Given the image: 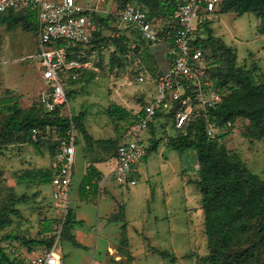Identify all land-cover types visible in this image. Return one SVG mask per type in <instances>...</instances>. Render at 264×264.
Returning <instances> with one entry per match:
<instances>
[{"label": "rangeland", "instance_id": "374dc122", "mask_svg": "<svg viewBox=\"0 0 264 264\" xmlns=\"http://www.w3.org/2000/svg\"><path fill=\"white\" fill-rule=\"evenodd\" d=\"M81 1L95 8L99 43L88 54L87 69L67 88L73 99L66 104L64 114L85 113L82 127L75 122L77 144L68 208L61 206L51 183L40 184L24 176L26 170L54 167L56 157L51 145L36 149L17 137L8 145L2 140L0 214L8 223L0 230V246L5 254L15 263L56 248L61 251L63 264H211V256L217 264L237 259V264H261L264 253L257 237L258 219L249 220L245 231L230 229L236 235L232 240L223 236L209 242L203 217L192 209L198 205L202 208L199 151L173 148L171 140L179 132L172 114L159 118L148 132L150 148L136 174V185L121 186L109 178L103 181L101 193L88 190L81 195L78 188L88 160L101 163L103 171L110 172L117 138L136 118L143 103L156 96L159 77L169 66L165 49L150 47L136 35V41H132L136 48L132 49L131 41L126 39L121 43L124 50L119 51L120 43L116 46L115 40L131 29L114 13L118 0ZM231 12L207 15L206 20L211 22L213 32L234 48L237 65L251 72L257 83H264L261 17L251 12L241 16ZM155 16L157 25L172 21L169 13ZM39 48L38 24L19 19L0 22V100L8 101L0 103V131L14 112L42 115L39 95L45 86L37 56ZM210 53V57L219 54L214 49ZM139 76L144 80L139 81ZM207 93L203 97L193 94L197 113L204 109L201 98ZM250 124L246 116H237L225 125L212 124L216 134L211 139H217V145L232 161H239L264 180V137H249ZM192 129L191 137L196 139ZM47 132L49 141L58 138L56 127ZM85 132L94 138L93 143L84 137ZM98 139L104 142L97 143ZM12 145L14 148L9 149ZM169 197L171 201L167 202ZM232 207L239 209L236 203ZM69 208L83 221L64 234H75L81 246L61 236ZM48 222L50 231H46ZM4 235L44 239L47 243L29 248L17 239H2ZM123 237L127 243H123Z\"/></svg>", "mask_w": 264, "mask_h": 264}, {"label": "trees", "instance_id": "16d2710c", "mask_svg": "<svg viewBox=\"0 0 264 264\" xmlns=\"http://www.w3.org/2000/svg\"><path fill=\"white\" fill-rule=\"evenodd\" d=\"M127 1H137L142 8L146 9L150 20L159 31V35L163 38L161 43L153 47L163 48L167 53L169 45L174 40V33L177 29V25L174 23L173 13L175 9L184 2V0H118L117 6H120ZM231 11L235 12L238 16L249 12L257 13L258 16L261 17L260 29L264 31V0H221L218 8L212 12L211 15L214 17L221 13L231 14ZM114 13L117 15L115 11ZM159 13H169L172 21L163 26L157 25L155 22V14ZM90 17L93 22L96 21L93 12L90 13ZM117 17L119 18L118 15ZM18 19L25 20L34 25L38 24L37 14L27 9H10L0 13L1 23H8ZM126 28L131 29V32L123 33V35L115 40L116 46L120 43L119 51L124 50V45L121 44L123 40L129 39L130 41H136L137 38L134 37L135 35L142 39L137 30L131 26H126ZM191 37L192 51L201 50L203 52L207 67L206 79L215 84L213 87L210 85L205 91L218 87L224 93L223 101L216 105L215 108L204 107V109L202 108L201 113H197V109L193 106L192 102L193 96L198 95L196 87L192 85L190 80L183 77L179 78L186 89L183 96L191 98L193 112L183 128L175 127L176 132H179V134L172 138V146L178 151H184L189 148H195L199 151L201 179L198 181V185L200 186L202 194L204 225L209 242L212 244L213 241H217L223 236L228 240H232L235 234L231 233L230 229L245 231L249 220L258 219L257 237L261 241L264 253V180L259 179L255 173L249 171L239 161H232L228 157L226 150L217 145V139H211L206 132L209 124H215L216 127V124L225 125L226 123L231 122V120L233 121L237 116H246L249 117L251 121L250 125L252 133H249L248 136L256 139L264 137V83H257L251 72L246 71L237 65L238 55L236 51L232 46L227 44L223 38L217 36L213 32L212 24L210 21L206 20V18L193 31ZM97 38L98 34L95 31L91 47L84 51L82 56H80L81 50L78 47L74 49L73 53L69 54V57L89 61L88 54H91L96 43H99V39ZM213 49L217 53L219 52V54L215 57L213 55L210 57V51ZM166 58L169 61V66L161 75L167 73L172 67L173 59L170 56H167ZM86 69V67L82 68L76 78L71 75L69 76L66 85V92L68 86L78 79L80 74ZM194 98L197 99V96ZM72 99V92L67 93V102L69 103ZM197 100L199 103L200 100ZM6 102L8 103L7 100H0V103ZM66 104L67 103H63L57 106L53 111H46L40 104L42 109L41 116H36L28 112L23 114H20L21 111L14 112L0 131V143L4 140L3 142H5L6 145L12 144L14 142L12 138L14 137L20 138L21 141L23 140V142L28 143L36 149H39L44 144L48 143L51 145V148L53 149L52 152L56 157L59 139L67 136L68 131L71 130L72 126L75 130V122L77 127H82V121L85 118V113L81 111L76 115L72 114L71 120L68 114H64ZM165 108L166 107H162L157 111L154 121L150 124L149 131L156 125L159 118L166 116L167 114H172L173 118L175 117L177 102H175L173 106L167 107L168 109ZM193 117L194 119H192ZM195 123H197L196 126ZM51 127L57 128L58 136V138L52 142L51 140L49 141L50 138L47 132ZM192 128L195 129L197 135L196 139L191 137ZM34 130H37L38 133L35 134ZM226 133H230V131H227ZM122 135L117 138L118 142L112 158L114 159V164L116 162L117 148L122 139ZM84 137L93 143L92 140H94V138L89 133L85 132ZM150 138L151 137L149 136V140ZM96 142L102 143L104 140L98 139ZM149 148L150 147L148 146L146 157L148 156ZM95 163L97 162L88 160L87 172L84 174L78 188L81 195H84L92 188L96 192L100 181L106 175L104 171L101 172L97 168ZM53 172L54 167L49 169H30L25 171L24 176L28 178V180H37L40 184H45L52 182ZM233 203L237 204V207L239 208L238 210L235 211L232 209ZM5 220L4 215L0 214V230L8 223ZM78 222H81V220H77L74 210L69 208L61 236L64 237L65 240L71 241L74 245L81 246V243L76 239L75 234H64V231L69 228L72 230L74 225ZM51 228L50 222H48L46 231H50ZM123 228H125V224H123ZM2 239H17L29 248L47 243L44 239L39 240L35 238H27L25 236L4 235ZM51 241H54L53 237L51 238ZM122 241L123 243H127L124 237ZM209 260L211 264H217L215 258L212 256ZM237 262L238 259L237 261H224L222 264H237ZM0 264H25V262L15 263L5 254L3 247L0 246ZM261 264H264V259Z\"/></svg>", "mask_w": 264, "mask_h": 264}, {"label": "built area", "instance_id": "2783aa9c", "mask_svg": "<svg viewBox=\"0 0 264 264\" xmlns=\"http://www.w3.org/2000/svg\"><path fill=\"white\" fill-rule=\"evenodd\" d=\"M220 2L221 0H184L175 9L173 19L177 29L166 53L173 59L172 67L159 77L156 96L142 105L136 118L124 130L117 148L116 162L99 184V192L103 181L109 178L121 186L137 184L136 174L146 158L149 146L150 124L160 108L173 106L177 102L175 127L183 128L186 125L193 107L191 98L183 96L186 89L179 78L190 80L202 97L212 84L205 77L207 67L203 52H193L191 49V36L207 15L212 17L211 13L218 8ZM10 9H27L37 14L40 44L37 56L45 86L40 92L39 102L46 111H53L57 106L68 103L66 85L69 76L76 78L79 71L88 66L86 61L69 57V54L79 47L82 56L91 47L97 28L90 13L95 8L85 5L81 0H0V13ZM115 12L123 24L137 30L148 46L153 47L163 41L148 12L137 1H127L117 6ZM130 47L134 49L137 44L131 41ZM134 58L135 56L131 60ZM1 62L0 58V64ZM138 80L143 81L144 77L139 76ZM223 95L218 87L209 89L206 98H201L202 104L205 108H215L223 101ZM68 115L72 120V114ZM206 132L210 137L216 134L212 124L207 126ZM34 133L37 134L38 131L34 130ZM75 151L76 135L72 126L67 136L59 139L51 182L55 188V197L66 208L69 204ZM25 264H63L62 254L56 248L45 249L28 255Z\"/></svg>", "mask_w": 264, "mask_h": 264}, {"label": "crops", "instance_id": "0c3cea01", "mask_svg": "<svg viewBox=\"0 0 264 264\" xmlns=\"http://www.w3.org/2000/svg\"><path fill=\"white\" fill-rule=\"evenodd\" d=\"M11 148H14V146L12 145V146H10V148L9 149H11ZM18 150V149H17ZM14 151H16V150H14ZM18 152V151H17ZM95 165L97 166V168L102 172L103 171V167L101 166V163H95ZM111 170V169H110ZM87 172V171H86ZM109 173V171L108 172H106V175ZM84 176V175H83ZM83 176H82V178H83ZM82 180V179H81ZM103 180V179H102ZM101 180V181H102ZM101 181H100V183H101ZM52 184V183H51ZM53 186V185H52ZM89 190H94L93 188L92 189H89ZM95 191V190H94ZM99 191V189L98 190H96V192H98ZM101 192H102V189H101ZM100 192V193H101ZM99 193V194H100ZM167 193V192H166ZM169 193H167V195H168ZM86 197V196H85ZM171 201V197H169V198H167V202H170ZM170 205V204H169ZM179 208V207H178ZM192 209H193V211H197V213H199V216H201V217H203V222H204V213H203V209L201 208V205L199 206H196V207H192ZM124 218H125V223H126V225H127V219H126V214H124ZM77 220H80V219H78L77 218ZM82 220V219H81ZM83 221V220H82ZM79 231V230H78ZM77 231V232H78Z\"/></svg>", "mask_w": 264, "mask_h": 264}]
</instances>
